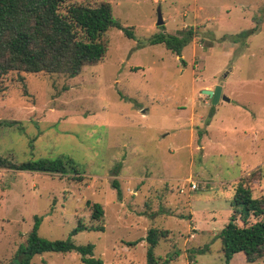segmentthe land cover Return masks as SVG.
<instances>
[{
	"label": "rangeland",
	"instance_id": "obj_1",
	"mask_svg": "<svg viewBox=\"0 0 264 264\" xmlns=\"http://www.w3.org/2000/svg\"><path fill=\"white\" fill-rule=\"evenodd\" d=\"M74 1L109 3L132 38L109 29L102 59L73 77L0 78V156L69 158L81 177L0 170V264L18 262L34 218L39 238L91 245L101 264H146L150 228L164 233L157 264H225L217 235L234 187L246 178L264 197V0ZM188 28L179 56L149 44ZM214 85L229 102L210 105L200 91ZM77 223L88 229L70 235ZM29 264L84 263L48 252ZM227 264L247 263L236 253Z\"/></svg>",
	"mask_w": 264,
	"mask_h": 264
},
{
	"label": "trees",
	"instance_id": "obj_2",
	"mask_svg": "<svg viewBox=\"0 0 264 264\" xmlns=\"http://www.w3.org/2000/svg\"><path fill=\"white\" fill-rule=\"evenodd\" d=\"M111 28L132 38V34L113 17L107 2L100 1L91 6L74 0H0V78L9 72L73 77L79 74L82 66L95 65L102 59L107 46L106 32ZM193 36V29L188 28L178 35H155L149 44H161L179 56ZM239 36H245V33ZM0 170L57 176L70 170L74 175L73 180L81 179L69 158L14 163L0 156ZM111 184L116 187L114 181ZM248 185L246 178H243L234 187L230 217L217 235L225 264L236 253H241L247 264L264 258V197L252 198ZM90 207V218L100 221L103 215L101 207L94 203ZM249 217L256 220L247 224ZM236 220L241 222L240 227L236 225ZM37 225L38 219L34 218L26 245L19 250L16 264H29L34 255L48 252H75L84 264H101L100 260L92 257L91 245L75 246L69 240L41 239L36 233ZM90 228L102 230L100 226ZM85 229L88 227L77 223L70 235ZM158 237H164V233L153 228L146 231V264H157L152 249Z\"/></svg>",
	"mask_w": 264,
	"mask_h": 264
},
{
	"label": "water",
	"instance_id": "obj_3",
	"mask_svg": "<svg viewBox=\"0 0 264 264\" xmlns=\"http://www.w3.org/2000/svg\"><path fill=\"white\" fill-rule=\"evenodd\" d=\"M156 26H161L163 24L161 17L159 14L157 15L156 19ZM201 94L205 95L209 101L210 105H216L219 101L229 102V99L221 94V86L220 85H214L211 90L209 89H202L200 91Z\"/></svg>",
	"mask_w": 264,
	"mask_h": 264
},
{
	"label": "built area",
	"instance_id": "obj_4",
	"mask_svg": "<svg viewBox=\"0 0 264 264\" xmlns=\"http://www.w3.org/2000/svg\"><path fill=\"white\" fill-rule=\"evenodd\" d=\"M189 183H190V182H189ZM194 187H195V186H194L193 184L190 185V189H194Z\"/></svg>",
	"mask_w": 264,
	"mask_h": 264
}]
</instances>
